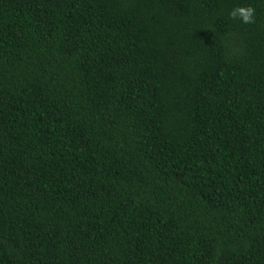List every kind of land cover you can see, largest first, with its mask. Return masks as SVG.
I'll use <instances>...</instances> for the list:
<instances>
[{
    "label": "trees",
    "instance_id": "obj_1",
    "mask_svg": "<svg viewBox=\"0 0 264 264\" xmlns=\"http://www.w3.org/2000/svg\"><path fill=\"white\" fill-rule=\"evenodd\" d=\"M0 264H264V0H0Z\"/></svg>",
    "mask_w": 264,
    "mask_h": 264
},
{
    "label": "clouds",
    "instance_id": "obj_2",
    "mask_svg": "<svg viewBox=\"0 0 264 264\" xmlns=\"http://www.w3.org/2000/svg\"><path fill=\"white\" fill-rule=\"evenodd\" d=\"M232 20L250 24L255 22V8L252 5H236L228 13Z\"/></svg>",
    "mask_w": 264,
    "mask_h": 264
}]
</instances>
